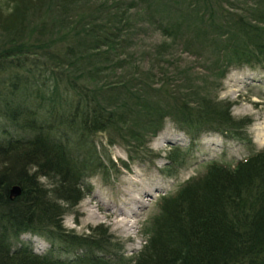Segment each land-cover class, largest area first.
<instances>
[{
	"label": "trees",
	"instance_id": "1",
	"mask_svg": "<svg viewBox=\"0 0 264 264\" xmlns=\"http://www.w3.org/2000/svg\"><path fill=\"white\" fill-rule=\"evenodd\" d=\"M82 4L0 0V264H264V149L214 162L189 180L164 201L153 235L133 256L111 235L64 229L62 203L78 204L86 180L110 166L96 133L171 118L194 142L205 129L237 134L246 125L207 99L193 109L171 91L177 88L166 93L167 113L152 111L149 99L138 98L143 67L126 55L129 19L112 9L103 18L84 13ZM188 9L204 25L219 18L224 50L264 68V0H189ZM175 30L165 27L170 36Z\"/></svg>",
	"mask_w": 264,
	"mask_h": 264
},
{
	"label": "rangeland",
	"instance_id": "2",
	"mask_svg": "<svg viewBox=\"0 0 264 264\" xmlns=\"http://www.w3.org/2000/svg\"><path fill=\"white\" fill-rule=\"evenodd\" d=\"M123 1L115 8L112 0H83L82 10L103 18L112 9L129 19V30L124 32L126 55L144 71L138 79L142 84L138 98L149 99L152 111L167 113L166 93L177 88L171 91L183 96L193 109L207 99L209 104L228 106L234 119L246 123L236 130L238 135L214 129L196 132L194 142L171 118L164 119L162 126L138 121V128L98 132L92 137L110 166L86 180L89 187L83 188L85 194L78 204L62 203L67 208L62 225L78 235H111L130 257L153 235L164 201L175 198L189 180L205 175L214 162L243 161L251 152L264 149V68L239 63L231 51L224 50L217 39L218 27L225 24L217 18L214 25H204L188 9L189 0ZM180 2L181 11L168 7ZM125 4L130 8L123 12ZM168 26L176 27L172 36L165 31ZM41 180L48 187L51 184L47 178ZM136 197L140 202L133 200ZM109 207L134 211L131 231L106 217ZM91 209L101 219L91 217ZM36 241L44 248L49 245L39 238ZM60 252L72 256L70 251Z\"/></svg>",
	"mask_w": 264,
	"mask_h": 264
},
{
	"label": "bare ground",
	"instance_id": "3",
	"mask_svg": "<svg viewBox=\"0 0 264 264\" xmlns=\"http://www.w3.org/2000/svg\"><path fill=\"white\" fill-rule=\"evenodd\" d=\"M262 131H264V126L262 127ZM132 198V197H130ZM135 202H140V199L138 197L133 199ZM134 201L128 202L129 205H132ZM90 216L93 218L101 219L100 214L97 213L96 210L91 209L90 210ZM134 211L130 212L125 209H122L120 207H109V209L106 212V217H108L114 224H116L118 227L122 228L123 230L129 232L132 230V227H134V224H132L131 217H133Z\"/></svg>",
	"mask_w": 264,
	"mask_h": 264
},
{
	"label": "water",
	"instance_id": "4",
	"mask_svg": "<svg viewBox=\"0 0 264 264\" xmlns=\"http://www.w3.org/2000/svg\"><path fill=\"white\" fill-rule=\"evenodd\" d=\"M12 192H13V194L17 195L20 193V188L19 187L13 188Z\"/></svg>",
	"mask_w": 264,
	"mask_h": 264
}]
</instances>
